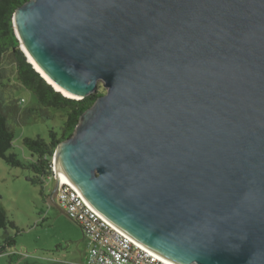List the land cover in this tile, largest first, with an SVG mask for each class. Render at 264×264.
<instances>
[{"label":"water","instance_id":"95a60500","mask_svg":"<svg viewBox=\"0 0 264 264\" xmlns=\"http://www.w3.org/2000/svg\"><path fill=\"white\" fill-rule=\"evenodd\" d=\"M12 24L63 96L96 91L55 179L165 264H264V0H27Z\"/></svg>","mask_w":264,"mask_h":264},{"label":"rangeland","instance_id":"374dc122","mask_svg":"<svg viewBox=\"0 0 264 264\" xmlns=\"http://www.w3.org/2000/svg\"><path fill=\"white\" fill-rule=\"evenodd\" d=\"M0 72V111L13 133L9 151L27 162L32 157L21 140L37 135L46 139L50 129L58 132L64 114L48 108L50 116L44 118L31 111L36 99L18 81L8 56ZM96 91L104 93L105 88L98 83ZM32 175L30 169L10 166L0 158V206L16 226L0 230V245L6 236L13 237V244L0 253V264H86L89 244L81 229L49 199L55 180L50 177L41 186L27 180Z\"/></svg>","mask_w":264,"mask_h":264},{"label":"trees","instance_id":"16d2710c","mask_svg":"<svg viewBox=\"0 0 264 264\" xmlns=\"http://www.w3.org/2000/svg\"><path fill=\"white\" fill-rule=\"evenodd\" d=\"M26 1L0 0V65L5 56L10 58L18 81L36 99L37 107L33 108L32 112L49 118L50 115L46 109L58 108L63 111L64 120L58 132L53 129L49 130L46 139L39 135L24 137L21 143L30 152L32 159L22 162L14 153L9 151L13 133L6 123V114L0 111V158H3L10 166L30 169L33 175L27 177V180L32 184L43 186L51 174L50 165L56 146L71 136L81 114L92 105L96 97L102 92L95 91L80 99L65 97L54 90L27 61L15 36L12 24L14 11ZM12 111H15L14 107ZM7 225L16 228L14 223L8 219L6 211L0 206V230L6 229ZM12 244L13 237L6 236L0 245V253Z\"/></svg>","mask_w":264,"mask_h":264},{"label":"built area","instance_id":"2783aa9c","mask_svg":"<svg viewBox=\"0 0 264 264\" xmlns=\"http://www.w3.org/2000/svg\"><path fill=\"white\" fill-rule=\"evenodd\" d=\"M50 167L48 178L54 179L52 160ZM54 196L68 218L80 227L89 244L86 264H165L106 224L69 186L57 181Z\"/></svg>","mask_w":264,"mask_h":264},{"label":"crops","instance_id":"0c3cea01","mask_svg":"<svg viewBox=\"0 0 264 264\" xmlns=\"http://www.w3.org/2000/svg\"><path fill=\"white\" fill-rule=\"evenodd\" d=\"M79 228H80V227H79ZM81 232H82V230H81ZM82 235H83V238H85L83 232H82ZM85 239H86V238H85Z\"/></svg>","mask_w":264,"mask_h":264},{"label":"clouds","instance_id":"9594fccd","mask_svg":"<svg viewBox=\"0 0 264 264\" xmlns=\"http://www.w3.org/2000/svg\"><path fill=\"white\" fill-rule=\"evenodd\" d=\"M51 85V84H50ZM52 86V85H51Z\"/></svg>","mask_w":264,"mask_h":264}]
</instances>
